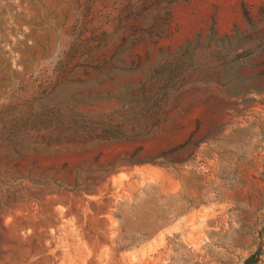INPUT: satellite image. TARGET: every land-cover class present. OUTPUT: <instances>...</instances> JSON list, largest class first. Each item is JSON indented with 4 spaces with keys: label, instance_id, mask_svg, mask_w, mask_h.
<instances>
[{
    "label": "rangeland",
    "instance_id": "rangeland-1",
    "mask_svg": "<svg viewBox=\"0 0 264 264\" xmlns=\"http://www.w3.org/2000/svg\"><path fill=\"white\" fill-rule=\"evenodd\" d=\"M264 264V0H0V264Z\"/></svg>",
    "mask_w": 264,
    "mask_h": 264
},
{
    "label": "trees",
    "instance_id": "trees-1",
    "mask_svg": "<svg viewBox=\"0 0 264 264\" xmlns=\"http://www.w3.org/2000/svg\"><path fill=\"white\" fill-rule=\"evenodd\" d=\"M256 261H257L256 254H252L248 258L245 259L243 264H254Z\"/></svg>",
    "mask_w": 264,
    "mask_h": 264
}]
</instances>
